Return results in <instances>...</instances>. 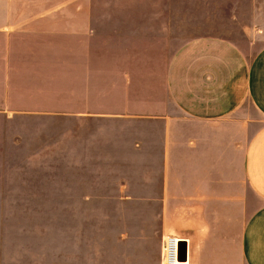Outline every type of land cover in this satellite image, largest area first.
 <instances>
[{"label": "crops", "instance_id": "obj_1", "mask_svg": "<svg viewBox=\"0 0 264 264\" xmlns=\"http://www.w3.org/2000/svg\"><path fill=\"white\" fill-rule=\"evenodd\" d=\"M136 6L93 2L35 6L0 0V29L8 23L18 25L19 18H24L20 13L27 12L29 22L47 18L73 25L74 43L87 42L83 37L97 43L94 36L99 32L104 43L125 45L129 50L123 53L75 52L74 57L63 53L65 62L74 60L70 67L75 73L90 69L91 108L99 104L100 79L106 83L103 89L107 93L120 94L114 103L109 101V112L76 108L69 115L77 123L101 116L125 121L137 118L141 141L137 182L74 178L52 183L49 175L41 176L46 172L42 169L33 176V182L12 184L5 195L0 191V202L75 205L74 210L69 207L59 213L57 239L49 235L25 238L34 247L57 244V264H116L115 252H130V245L136 242L137 257H124L121 264H161V248L149 260L142 254L155 237L153 233H158L161 242L166 235L181 238L185 264H264V45L259 46L254 39L196 35L180 43L165 60L168 53L158 51L155 44L168 39L155 35H161L162 28L148 33L146 5ZM111 10L136 15L125 17L131 19L125 23L122 19L112 29L105 14ZM255 10L258 22L264 5ZM259 24L263 29L264 20ZM62 33L68 36L66 30ZM88 59L91 63H82ZM100 59L106 62L98 71ZM2 66L9 67L7 61H2ZM112 97L108 95V99ZM62 116L67 122L68 113ZM93 138L97 136L90 135V140ZM66 139L65 135L59 138L60 155L62 146H67ZM93 165L87 170V166L69 164L73 166L69 168L64 163L59 164L58 171L121 170L109 163L100 165L108 166L103 170L97 163ZM130 203L140 205L139 233L117 235L115 213L100 211V205ZM147 205H155L154 211L147 212Z\"/></svg>", "mask_w": 264, "mask_h": 264}, {"label": "rangeland", "instance_id": "obj_2", "mask_svg": "<svg viewBox=\"0 0 264 264\" xmlns=\"http://www.w3.org/2000/svg\"><path fill=\"white\" fill-rule=\"evenodd\" d=\"M261 1L258 4V0H18L20 4L35 6L89 2L125 3L134 7L144 4L148 33L162 28V34L155 35L160 40H164L163 37L168 39L164 44H155L158 51L164 50L168 53L165 60L180 43L196 35L211 34L236 41L254 39L259 46L264 45V28L260 29L259 24L264 20V12L259 11L257 22L258 12L255 10L258 6L264 5H261ZM20 14L24 18H19L18 25L8 23L7 27L0 29V107L5 108L2 109L0 117L2 195L12 190V184L33 182L35 180L33 176L42 169L46 172L40 173L41 176L49 175L52 183L59 180L72 181L74 178L84 181L124 179L131 183L137 182L140 175L139 120L135 118L125 121L123 120L125 118L117 116L113 118L101 116L86 118L83 123L75 122L76 118L69 114L74 113L76 108L109 112L111 109L109 101L114 103L120 94L107 93L106 89H103L106 83L100 79L97 87L100 88L99 104L97 108H91L90 69L83 70L82 74L79 71V74L75 73L70 67V64L73 66L74 60L65 62L63 57L64 52L74 57L75 52L105 55L109 51L123 53L122 51L129 49L125 45L104 43L105 39L99 32L94 36L98 38L97 43H91L93 40L91 37H83L87 42L74 43L75 37L71 33L73 25L69 26L70 24L66 23L61 25L58 20L47 21V18L33 23L25 18L29 13ZM105 14L110 19L109 27L112 29L120 24L122 19L125 20V17L136 15L126 12L120 14L114 10ZM105 14L101 13L100 16ZM130 19L127 18L123 22ZM141 26L143 27V24ZM64 30L68 33L67 37L62 33ZM126 46L129 48V45ZM132 46L133 44L130 45V50H133ZM146 48L149 51V44ZM150 49L155 50L152 46ZM2 61H7L9 67H3ZM105 62L100 59L102 64L98 71ZM147 62L151 64L150 61ZM82 63H91V60H82ZM17 65L18 68L14 70ZM121 69L124 70L123 67ZM127 76L130 79L131 76ZM118 77L124 85L123 76L119 74ZM130 89L131 84L128 85V91ZM108 95L114 98L108 99ZM166 107L169 110L172 108L168 103ZM67 113L65 122L62 114ZM92 134L97 138L90 140ZM61 135L67 138V146H62L61 149L63 155L59 154ZM148 143L153 142L150 140ZM92 146L94 149L91 154ZM64 163L68 164L69 168H73L69 164L81 168L87 166V170L94 167V163L103 170L108 166L100 165L109 163L121 167V170L77 173L62 171L59 174V164ZM146 174L149 176L150 173ZM153 175L154 173H151V176ZM69 207L74 210L75 205L0 202V264H42L48 261L57 264V244L52 247L40 243L38 247H34L25 241V238L30 235L39 238L49 235L52 239H57L59 213L68 211ZM139 207L137 203L100 205V211L108 210L115 213L113 221L117 235L137 236ZM154 207L155 205H147L146 211H154ZM153 235L155 237L148 241L142 253L148 260L162 247L158 233ZM130 248V252H115L116 264L124 263V257L127 259L130 256L137 257L139 254L137 242L130 245Z\"/></svg>", "mask_w": 264, "mask_h": 264}, {"label": "built area", "instance_id": "obj_3", "mask_svg": "<svg viewBox=\"0 0 264 264\" xmlns=\"http://www.w3.org/2000/svg\"><path fill=\"white\" fill-rule=\"evenodd\" d=\"M181 238L175 235H166L163 237L161 247V264H185L186 260L181 259L180 254ZM186 242V241H185Z\"/></svg>", "mask_w": 264, "mask_h": 264}, {"label": "water", "instance_id": "obj_4", "mask_svg": "<svg viewBox=\"0 0 264 264\" xmlns=\"http://www.w3.org/2000/svg\"><path fill=\"white\" fill-rule=\"evenodd\" d=\"M183 242H184V241H182V240L180 241V243H179L180 246H181V244H183ZM180 248H181V247H180ZM180 254H181V259L184 260V256H183V255H184V252L182 251V249L180 250Z\"/></svg>", "mask_w": 264, "mask_h": 264}]
</instances>
